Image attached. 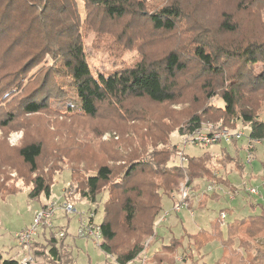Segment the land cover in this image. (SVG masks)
I'll return each instance as SVG.
<instances>
[{
    "label": "rangeland",
    "instance_id": "rangeland-1",
    "mask_svg": "<svg viewBox=\"0 0 264 264\" xmlns=\"http://www.w3.org/2000/svg\"><path fill=\"white\" fill-rule=\"evenodd\" d=\"M146 2L140 16L110 19L98 9L91 8L88 16L83 12V25L79 32L81 41L94 73L114 71L141 60L159 63L172 52L178 54L186 68L172 80L176 92L173 102L155 103L137 97L114 99L100 104L96 116L90 117L66 112V108L53 105V99L61 100L59 103L63 104L67 98L47 90V93L37 96L39 102L44 96L46 108L37 114H28L24 101L40 90L47 71L61 63L52 60L55 56L45 55L43 61L38 63L33 60L27 66L32 56L24 51L32 46L34 54L42 50L31 45L34 42H30L29 47H21L16 56L7 59L2 58L3 46H0V252L4 256L24 264H56L48 255L51 243L41 236V228L27 250L19 247L15 239L18 232L33 224L38 211L53 209L50 227L54 228L51 230L59 233L67 228L69 233L67 239L61 240L63 258L59 264H122L117 260L118 255L130 251L134 245L142 246L143 251L127 264H159L158 260L155 262L156 256L176 240L182 242V249L173 254H163L162 264H211L221 256L217 241L200 252L194 251L191 259L184 261V255L188 254V234L199 228L210 230L221 210H230L226 213V222L222 224L225 227L234 218L248 217L264 209V142L252 143L243 138L236 147L225 143L199 146L190 141L191 134L186 130L188 121L199 116L202 121L200 130L204 133L229 130L243 131L246 137L249 136V131L243 129L241 118L225 117L221 110L216 109H223L220 96L230 89L232 80L239 86V113L250 110L258 119L264 120V90L255 91L248 80L243 82L236 78L239 70L244 71L243 63L223 54V50L233 52L264 42V0ZM169 5L178 6L181 12L173 31L156 30L148 17L142 16ZM19 33L20 30H14L12 35ZM201 45L206 47V53L213 56V65L222 69L221 74L210 73L196 59L194 50ZM259 70L260 67L255 69ZM26 73L29 74L25 76ZM61 86L60 92L65 94L66 89ZM33 143L42 146L35 170L24 162L20 154L23 147ZM250 152L254 160L247 164ZM163 153L171 155L170 165L176 161L180 166L181 163L183 166L187 164L184 158L208 157L209 175L192 182L186 178L173 187L172 194L163 196L158 187L163 179L153 171L155 169H151V165L148 166L154 160H161ZM238 161L245 165L243 171L235 168ZM138 162L143 165L140 166L142 169L138 170L130 184L141 193L137 199L139 207L135 229L129 230L123 215L116 213L114 228L117 238L112 245L116 255L108 256L101 246L76 236L79 221L82 217L95 214V222L100 224L104 203L110 196H119L114 192L113 184L123 178L131 164ZM103 166L111 168L113 176L109 183L102 185L97 203L92 205L83 198V193L87 189L88 178ZM38 177L50 185V197H29ZM224 179H227L226 183ZM186 183L196 199L195 216L191 217L184 210L180 214L172 212L167 221L159 223L161 216L156 222V239L144 235L150 222L146 207L154 195L158 192L165 211L171 212L173 198ZM209 185L216 187L213 192L219 195L216 201L204 199L205 195L212 194L206 192ZM250 188H256L259 194L249 195ZM236 192L237 196L231 199ZM203 200L206 206L202 208L199 203ZM65 201L72 203L75 213L68 214L63 209ZM96 206H99L98 212H95ZM254 244L248 241L245 245L256 248ZM235 247L240 249L238 242ZM244 251L240 254L243 255ZM253 254L254 251L244 254L246 261L249 262Z\"/></svg>",
    "mask_w": 264,
    "mask_h": 264
},
{
    "label": "trees",
    "instance_id": "trees-1",
    "mask_svg": "<svg viewBox=\"0 0 264 264\" xmlns=\"http://www.w3.org/2000/svg\"><path fill=\"white\" fill-rule=\"evenodd\" d=\"M146 4V0H0V46H3L2 58L7 59L16 56L21 47H29V43L34 42L31 45H35L36 49L42 50L34 54V46H32L24 51V53L29 52L28 56H32L27 66L33 60L38 61V63L43 61L45 55L55 56L52 60L56 62L59 60L61 63L58 67L54 66L47 71L40 90L35 93V96L29 98L26 102L24 101L25 111L28 114H37L44 110L47 105L43 101L44 96H42L43 100L41 99V102H39L37 96L44 94L47 90H52L55 95L58 93L59 96L62 94L67 98L63 104L59 103L62 102L61 100L53 99L51 101L53 105L66 108V112H78L90 117L96 116L100 104L114 99L123 100L128 97H137L147 98L155 103L173 102L176 99V92L175 84L172 80L176 74L184 72L186 68L178 54L172 52L159 63H147L141 60L136 63L125 64L114 71L106 70L94 73L88 62L84 44L81 41L79 32L83 25L81 19L83 12L88 16L90 9L93 8L98 9L110 19H121L128 15L140 16L143 14ZM142 16L148 17V20L156 30L169 32L175 29V21L181 17V12L178 6L169 5L151 14L145 13ZM14 30L15 32L20 30V33L17 36H13ZM194 54L200 64L205 69L208 68L207 70L210 73L221 74L222 69L213 65V56L206 53L204 45L197 46ZM223 54L227 57L237 58L243 63L245 72L239 70L238 75H235L236 78L243 82L248 80V84L255 91L264 90V42L253 43L233 52L223 50ZM259 67L260 70L255 71ZM28 74L26 73L25 76ZM60 86L63 87V90L66 89L65 94L60 92ZM238 87L236 81L232 80L229 86L230 89L225 90L220 96L223 101V109L221 107L216 109L221 110L225 117L241 118L243 129L249 131L250 142H264V120L258 119L253 111L243 110L240 113L238 111L240 99V94L237 91ZM201 124V118L194 116L186 125L187 133L193 134L200 130ZM232 144L234 147L237 146V142ZM224 149L228 152L226 148ZM20 154L24 162L35 170L37 160L42 154V146L39 143L27 145L21 149ZM170 158L171 155L165 153L161 160H156L157 162L154 160L148 165H151V169H155L153 171H156L163 179V183L158 186L163 191V196L172 194L174 192L173 187L186 178L192 182L209 175L210 171L207 167L208 157H188L187 164L183 167L178 165L176 161V163L174 162L170 165ZM237 164L238 167L236 165L235 168L243 171L245 165L240 161ZM140 166L143 165L139 162L129 166L123 178L112 186L114 187V192L118 193L119 196H110L104 203V216L100 223L102 232L101 248L108 256L111 254L116 255L112 249V245L117 238L114 228L117 218L116 213L119 212L123 215V221L129 230L135 229L134 225L139 207L137 199L141 196V193L136 188L130 187V184L138 170L142 169ZM112 176L113 171L111 168L107 166L101 167L96 174L88 178L87 189L83 193V198L90 204L95 205L102 185L109 183ZM223 181L226 183L227 179ZM156 194L146 207L150 215V222L148 225L149 230L143 233L147 237L152 238V240L158 236L155 231L156 222L165 211L162 197L158 192ZM41 195L50 197V185L43 178L38 177L35 179L34 187L29 197L35 199ZM218 196V194L212 193L211 195H205L204 199L209 202L216 201ZM195 201L196 199L192 195L189 199L191 210H195ZM205 203L206 201H201L199 203L200 207H205ZM98 208L99 206H96L95 212H98ZM223 212L227 213L230 210H221L210 230L202 229L196 233L188 234V254L184 255V261L191 259L190 255H194V251L200 252L201 249L211 242L217 241L220 245L221 256L211 264H264V209L262 208L260 213H252L248 217L234 218L228 221L225 227L220 222V214ZM51 228L54 227L42 228L40 234L43 238L45 237L50 241L51 245L48 255L56 264H59L63 258L61 255V240L67 239L69 233L68 229L64 228V236L57 238L56 231L51 230ZM248 241L255 243L254 246L256 248L245 245ZM237 242L240 249L235 247ZM180 249H182L181 241H171L156 256L155 262L158 260L157 262L162 264L163 258L161 256H164L163 254H173ZM243 249H245L244 254L247 255L251 251L255 252V254L250 256L249 262L246 261L244 254H240ZM142 251V246L134 245L130 251L123 255H118L117 260L122 264L130 263ZM0 264L21 263L14 258L4 256L0 252Z\"/></svg>",
    "mask_w": 264,
    "mask_h": 264
},
{
    "label": "built area",
    "instance_id": "built-area-1",
    "mask_svg": "<svg viewBox=\"0 0 264 264\" xmlns=\"http://www.w3.org/2000/svg\"><path fill=\"white\" fill-rule=\"evenodd\" d=\"M190 141L194 144H197L199 146H210L214 144H232L233 142H238L239 140L246 137L245 133L243 131H229V130H211L209 133H204L201 130L196 131L195 133L190 135ZM259 143V142H255ZM184 160L187 162V159L184 158ZM254 160V155L252 152H250L247 155L246 163L251 164ZM183 162V160H181ZM183 166V163H181ZM188 182V181H187ZM216 187L215 185H209L206 192L207 193H213L215 192ZM205 192V193H206ZM249 195H255L257 196L259 194L258 190L256 188H250L248 189ZM238 192H236L235 196H232L231 199L235 198L237 196ZM193 195L192 188L186 183L184 185L180 192L177 194V197L174 198V204L172 206L171 212L164 211L162 214V217L159 220V223L165 222L168 220V217L173 212L175 214H180L183 210L187 211L191 217L194 216V212L189 207V199ZM63 209L68 214H73L76 212L74 206L72 203L65 201L63 203ZM54 215V210L50 209V211H38L35 215L33 224L26 230H23L21 232H18L15 235V239L18 243L19 247H22L24 249H28L29 245L31 244V241L33 238L37 235L40 228L43 227H50L51 221L50 219ZM95 214H90L88 216L82 217L79 221V228L77 230L76 236L80 239L92 241L97 246H101L102 243V232L100 229V224H97L95 222ZM227 220V214L225 212L220 214V222L221 224H224ZM64 236V232H59L56 234L57 238H61ZM24 264V263H21Z\"/></svg>",
    "mask_w": 264,
    "mask_h": 264
},
{
    "label": "crops",
    "instance_id": "crops-1",
    "mask_svg": "<svg viewBox=\"0 0 264 264\" xmlns=\"http://www.w3.org/2000/svg\"><path fill=\"white\" fill-rule=\"evenodd\" d=\"M192 211L194 212V216H195V213H196L197 210L195 209V210H192ZM194 216H193V217H194ZM175 218L178 219V220H180L178 216H176ZM180 221H181V220H180ZM181 222H182V221H181ZM200 229H201V228H199L198 231H199ZM198 231L192 232V234H193V233H196V232H198ZM214 262H215V261H214Z\"/></svg>",
    "mask_w": 264,
    "mask_h": 264
}]
</instances>
